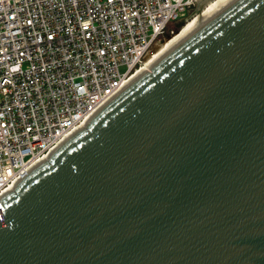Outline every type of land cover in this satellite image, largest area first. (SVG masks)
Here are the masks:
<instances>
[{
	"label": "water",
	"instance_id": "water-1",
	"mask_svg": "<svg viewBox=\"0 0 264 264\" xmlns=\"http://www.w3.org/2000/svg\"><path fill=\"white\" fill-rule=\"evenodd\" d=\"M0 264H264V0L175 45L0 197Z\"/></svg>",
	"mask_w": 264,
	"mask_h": 264
},
{
	"label": "built area",
	"instance_id": "built-area-1",
	"mask_svg": "<svg viewBox=\"0 0 264 264\" xmlns=\"http://www.w3.org/2000/svg\"><path fill=\"white\" fill-rule=\"evenodd\" d=\"M197 7L0 0V197L128 88L175 33L170 26L181 28Z\"/></svg>",
	"mask_w": 264,
	"mask_h": 264
},
{
	"label": "bare ground",
	"instance_id": "bare-ground-1",
	"mask_svg": "<svg viewBox=\"0 0 264 264\" xmlns=\"http://www.w3.org/2000/svg\"><path fill=\"white\" fill-rule=\"evenodd\" d=\"M236 1H238V0H198V5L200 6V8L204 7V9L201 11L199 16L196 18H193L192 20L187 22L186 25H184V27L180 31V33L175 38H173L169 43L164 45V42L166 41L165 40L164 42L159 44V46H157L152 51V53H150L148 55V57L145 60L143 67L140 70H138L137 73L133 76V78L130 82V85L135 83L141 77L146 75L150 70H152L154 68V66L167 54V52L171 48H173L175 45L180 43L182 40H184V39L188 38L189 36H191L192 34H194L196 31H198L200 28H202L204 25H206L208 22H210L212 19H214L216 16H218L220 13H222L224 10H226L228 7H230L232 4H234ZM80 129L81 128L77 129L74 132V134L76 132H78ZM54 151H56V149ZM45 159H47V158H45Z\"/></svg>",
	"mask_w": 264,
	"mask_h": 264
},
{
	"label": "rangeland",
	"instance_id": "rangeland-1",
	"mask_svg": "<svg viewBox=\"0 0 264 264\" xmlns=\"http://www.w3.org/2000/svg\"><path fill=\"white\" fill-rule=\"evenodd\" d=\"M203 9H204V7H203V8H200V6L198 5L197 9L192 13L191 17L188 18V20L184 23V25H186V23L189 22L190 20H192L193 18L198 17L199 14L201 13V11H202ZM184 25H183L181 28H179V26H175V25L170 26L169 30H170V31H171V30H174L175 33H174L173 35H171L168 39H166V41L164 42V45H166V44L169 43L173 38H175V37L180 33V31L182 30V28L184 27ZM179 29H180V30H179ZM178 30H179V31H178ZM164 45H163V46H164ZM163 46H162V47H163ZM162 47H161V48H162ZM161 48H160V49H161Z\"/></svg>",
	"mask_w": 264,
	"mask_h": 264
}]
</instances>
